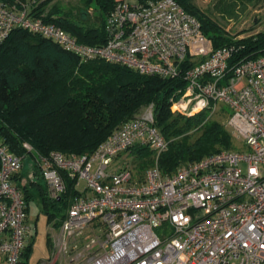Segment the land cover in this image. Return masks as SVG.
Masks as SVG:
<instances>
[{
  "label": "built area",
  "instance_id": "obj_1",
  "mask_svg": "<svg viewBox=\"0 0 264 264\" xmlns=\"http://www.w3.org/2000/svg\"><path fill=\"white\" fill-rule=\"evenodd\" d=\"M18 28L83 63L101 60L165 79L184 72L188 86L172 100V111L192 116L200 107L215 116L223 106L225 126L249 147L222 150L164 174L160 158L169 142L151 109L114 131L93 154L43 156L25 144L52 198L67 191L64 173L76 182L78 194L55 242L60 256L70 264H264V56L231 66L235 49L213 51L200 20L176 0H117L105 21L107 41L99 46L36 18L26 4L0 0V46ZM136 147L154 153L141 179L123 164ZM0 162V258L21 264L35 231L15 181L24 159L0 141Z\"/></svg>",
  "mask_w": 264,
  "mask_h": 264
},
{
  "label": "trees",
  "instance_id": "obj_2",
  "mask_svg": "<svg viewBox=\"0 0 264 264\" xmlns=\"http://www.w3.org/2000/svg\"><path fill=\"white\" fill-rule=\"evenodd\" d=\"M5 4L23 5L25 0H2ZM86 9L96 5L99 24L74 15L60 6L49 8L50 1L26 4L36 18L52 23L80 43L99 46L107 41L106 17L117 0H83ZM146 4L152 0H139ZM188 13L197 17L202 33L213 51L234 48L231 66L264 56V31L236 39L210 15L201 10L196 0H176ZM190 65H186L185 69ZM188 83L183 72L176 78L144 76L117 64L101 60L83 63L57 44L18 28L0 46V141L24 160L34 158L25 144L36 153L66 155L93 154L114 131L126 122L153 111L154 125L169 142L160 158V168L171 175L187 163L196 162L222 150L234 149V137L210 111L192 116L172 111V100L180 98ZM135 158L146 170L153 164V151L148 147L133 149ZM1 167V162H0ZM35 179L22 187L27 211L38 199L49 222L62 225L72 199L78 194L76 182L64 173L67 191L52 198L42 172L34 162ZM34 243L28 245L21 264H31Z\"/></svg>",
  "mask_w": 264,
  "mask_h": 264
},
{
  "label": "rangeland",
  "instance_id": "obj_3",
  "mask_svg": "<svg viewBox=\"0 0 264 264\" xmlns=\"http://www.w3.org/2000/svg\"><path fill=\"white\" fill-rule=\"evenodd\" d=\"M26 4L38 2L41 3L46 0H25ZM50 1L49 8L54 5L60 6L66 12H72L74 15L85 13L87 11L83 0H48ZM135 5H139V0H129ZM198 7L210 15L215 21L220 23L228 32V34L236 39L244 38L264 31V0H196ZM96 5H92V8L88 9L87 16L84 18L92 23L99 24L98 13L96 11ZM148 111V110H146ZM146 114V113H145ZM144 114V115H145ZM183 114V113H181ZM186 115V114H184ZM188 116V115H186ZM216 120H219L225 125L228 118V111L223 106L219 108V112L214 116ZM227 128V127H226ZM234 149L239 151H249V147L242 141L234 140ZM35 158L27 157L24 161V174L27 179H33L32 167L34 166ZM123 164H126L128 168H131L135 176L139 179L144 178L147 170L142 169L141 162L135 158L133 151L124 156ZM122 164V165H123ZM85 183L82 184L84 190ZM38 200V199H37ZM34 200L32 202V217L34 222L39 217L41 208L40 201ZM39 234L38 244L34 246V258L33 262L37 264L41 259H46L49 256V249L46 243L47 226L45 220L41 217L38 221ZM0 264H4L0 260Z\"/></svg>",
  "mask_w": 264,
  "mask_h": 264
},
{
  "label": "crops",
  "instance_id": "obj_4",
  "mask_svg": "<svg viewBox=\"0 0 264 264\" xmlns=\"http://www.w3.org/2000/svg\"><path fill=\"white\" fill-rule=\"evenodd\" d=\"M36 2L32 3L35 4ZM29 5H31V3H29ZM25 161V160H24ZM25 167V164H24ZM24 167L22 172L20 173L19 176L16 177L15 181L21 186L24 187L25 185H30L32 192L35 193V187L33 185H31V182L35 179V173L32 167V177L33 179H27L25 177L24 174ZM37 200V199H35ZM34 200H32L30 202V206L29 209L27 211V219L28 222L35 227V231L27 238V246L34 243V246L36 247L38 244V232H39V224L38 221L40 220V218L42 217L45 220L46 226H47V235H46V243H47V247L49 249V256L46 259H41L37 264H70L68 262V260H66L64 257L60 256L56 249H55V242L57 241V239L60 237L61 233H62V225L58 223L57 220L53 221V222H49L47 216H45L42 213V204L40 205V212H39V217L37 218V221L34 222V218L32 217V202ZM38 201V200H37ZM39 202V201H38ZM41 203V202H40ZM35 254V253H34ZM33 258L34 255L32 256L31 259V264H35L33 262ZM0 260L6 264L5 259L4 258H0Z\"/></svg>",
  "mask_w": 264,
  "mask_h": 264
},
{
  "label": "bare ground",
  "instance_id": "obj_5",
  "mask_svg": "<svg viewBox=\"0 0 264 264\" xmlns=\"http://www.w3.org/2000/svg\"><path fill=\"white\" fill-rule=\"evenodd\" d=\"M201 111H202V109L200 107H196L195 110L193 111L192 115L197 114Z\"/></svg>",
  "mask_w": 264,
  "mask_h": 264
}]
</instances>
